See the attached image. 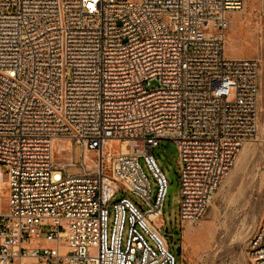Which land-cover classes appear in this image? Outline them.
<instances>
[{"label":"built area","instance_id":"2783aa9c","mask_svg":"<svg viewBox=\"0 0 264 264\" xmlns=\"http://www.w3.org/2000/svg\"><path fill=\"white\" fill-rule=\"evenodd\" d=\"M247 1L0 0V264H176L151 151L174 144L178 220H199L258 129L259 65L224 54Z\"/></svg>","mask_w":264,"mask_h":264},{"label":"rangeland","instance_id":"374dc122","mask_svg":"<svg viewBox=\"0 0 264 264\" xmlns=\"http://www.w3.org/2000/svg\"><path fill=\"white\" fill-rule=\"evenodd\" d=\"M224 54L228 58L253 59L259 65L258 129L243 142L234 166L214 191L203 216L191 223L180 224L178 220V153L174 144L161 140L152 149L158 167L168 179L170 175L174 177L158 222L167 227L164 231L171 240L168 237L166 240L176 264H250L248 242L264 215V0H248L240 10L230 15ZM111 146L113 149L119 147L116 143ZM68 155L77 165L81 159L80 145L73 143L70 151H56L55 158L67 159ZM139 164L154 192L153 179L142 159H139ZM79 171L78 166L71 167L67 174ZM130 197L138 199L133 195ZM0 208L3 211L7 209L3 194L0 196Z\"/></svg>","mask_w":264,"mask_h":264},{"label":"bare ground","instance_id":"6f19581e","mask_svg":"<svg viewBox=\"0 0 264 264\" xmlns=\"http://www.w3.org/2000/svg\"><path fill=\"white\" fill-rule=\"evenodd\" d=\"M263 106H264V103H263ZM264 110V109H263ZM110 144H112V143H110ZM127 143H122L121 144V148L123 149V150H125L126 148H127ZM59 149L60 150H66V151H68L69 149H70V147H69V144L68 143H64V144H60L59 145ZM244 151V150H243ZM66 157H68L69 158V155L68 156H66ZM1 190H0V194H1ZM189 232V231H188ZM188 235V234H187ZM191 235V234H190Z\"/></svg>","mask_w":264,"mask_h":264},{"label":"water","instance_id":"95a60500","mask_svg":"<svg viewBox=\"0 0 264 264\" xmlns=\"http://www.w3.org/2000/svg\"><path fill=\"white\" fill-rule=\"evenodd\" d=\"M169 180L170 181H174V177L172 175H170L169 176ZM170 191H171V189H169L168 192H170ZM165 237H168L171 240V237L167 236V234L165 235ZM176 252L179 253V248L178 247H176Z\"/></svg>","mask_w":264,"mask_h":264}]
</instances>
